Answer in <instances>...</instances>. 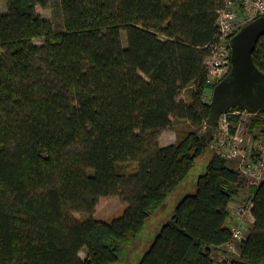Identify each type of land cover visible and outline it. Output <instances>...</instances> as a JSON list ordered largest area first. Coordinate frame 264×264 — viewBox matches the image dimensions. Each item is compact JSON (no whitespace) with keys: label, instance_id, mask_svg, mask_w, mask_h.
<instances>
[{"label":"trees","instance_id":"1","mask_svg":"<svg viewBox=\"0 0 264 264\" xmlns=\"http://www.w3.org/2000/svg\"><path fill=\"white\" fill-rule=\"evenodd\" d=\"M4 1L0 264H126L148 220L206 156L196 192L161 222L137 264H264V182L251 189L255 223L238 252L216 257L227 253L245 183L202 139L214 89L206 60L224 0H59L61 32L39 12L51 0ZM254 61L264 73V37ZM189 88L192 99L178 101ZM173 119L189 126L162 147ZM263 128L264 110L249 129ZM251 152L258 162L262 151ZM112 196L124 200L122 213L94 219Z\"/></svg>","mask_w":264,"mask_h":264},{"label":"built area","instance_id":"2","mask_svg":"<svg viewBox=\"0 0 264 264\" xmlns=\"http://www.w3.org/2000/svg\"><path fill=\"white\" fill-rule=\"evenodd\" d=\"M224 8L219 12L217 26L219 37L211 45V55L206 60L209 71V83L215 88L232 70L231 40L244 27L260 17H264V0H224ZM209 92L214 91L208 90ZM247 112L232 109L221 116L211 150L226 158L236 161V170L249 180L250 186L258 187L264 182V150L258 162L252 159V152L246 148L244 116ZM251 116V114H249ZM232 116H238L239 122L235 125V132L231 128ZM252 200L233 206L232 225L230 231L231 241L226 245L227 253L219 255L220 262L227 261L230 254L238 252V245L246 239V220L251 215Z\"/></svg>","mask_w":264,"mask_h":264},{"label":"rangeland","instance_id":"3","mask_svg":"<svg viewBox=\"0 0 264 264\" xmlns=\"http://www.w3.org/2000/svg\"><path fill=\"white\" fill-rule=\"evenodd\" d=\"M58 1L59 0H51L50 8L49 9H39L40 14L45 20H48L52 22L55 26V30L57 32H61L64 29V22H63V17L61 15V12L58 7ZM0 11L2 13H7L8 11V3L4 0H0ZM124 40V46L127 47V37L126 35L123 36ZM34 43L38 46H43L44 41L41 39H36ZM0 53L2 51L0 50ZM194 89L189 88L186 90H183L180 93V96L178 98V101H190L192 99ZM212 96H213V91L206 92V95L204 97V101L208 104H211L212 102ZM250 113L247 112V115H245L244 118V123H245V134H243L244 138L246 139V148L250 151L252 149L257 148L260 151L264 150V128L263 129H258L254 133L250 131V122H251V116L249 115ZM189 126V123L185 120L182 119H173V124L170 128L167 130L163 131L160 138H159V143L160 139L163 138H169L172 136L173 142L176 143L178 140L177 132L178 131H183L186 130ZM207 128L205 127V130ZM255 136L258 137V140H255ZM168 141H164V144H167ZM160 146H162L160 144ZM234 168L237 165L236 161L230 162ZM208 165V157H202L190 173L189 177L185 180V182L179 186V188L172 193L168 200L166 201L164 207L162 210L154 215L151 219L148 220L146 223V226L143 230L142 238L141 241L138 243L137 248L135 249V252L133 253V258L131 261H128L126 264H137V261L143 256L145 251L149 248V245L152 243V241L155 238L156 233L160 229V224L162 221H165L167 218H169L174 210L179 201L189 195L193 194L196 192L197 189V184L199 182V177L203 175L206 172ZM244 191H242L243 197L237 200L233 206L239 205L242 202H249L250 200V194H251V187L249 185V180L244 179ZM125 203L124 200L120 196H112L107 199L102 200L100 203L99 207L97 208L95 214H94V219L98 221H103V222H110L113 219H115L118 215H120L124 209ZM233 207H231V210ZM79 217V215H77ZM249 218L250 216L247 217L246 224H245V231L246 235L248 234V228H249ZM232 221L228 222V225H232ZM217 259H219V256H216ZM80 258L85 259L86 258V252L82 251L80 253Z\"/></svg>","mask_w":264,"mask_h":264},{"label":"water","instance_id":"4","mask_svg":"<svg viewBox=\"0 0 264 264\" xmlns=\"http://www.w3.org/2000/svg\"><path fill=\"white\" fill-rule=\"evenodd\" d=\"M264 37V17L244 27L231 40L232 70L213 91L208 127L202 139L209 145L222 115L242 108L251 115L264 110V73L254 61L259 41Z\"/></svg>","mask_w":264,"mask_h":264},{"label":"crops","instance_id":"5","mask_svg":"<svg viewBox=\"0 0 264 264\" xmlns=\"http://www.w3.org/2000/svg\"><path fill=\"white\" fill-rule=\"evenodd\" d=\"M168 141L167 142V144H164V141ZM160 144L162 145V147H168V146H171V145H174V144H176V143H174L173 142V138H172V136H170L169 138H161L160 139ZM229 162H232V161H229ZM230 165L234 168V166L230 163ZM236 168V167H235ZM252 187H256V186H252ZM251 187V188H252ZM243 191H244V189H243ZM243 197V195L241 194V196L238 198V199H236L235 200V202L237 201V200H239L240 198H242ZM252 198H253V194H250V199L252 200ZM252 209H253V201H252V208H251V215H250V218H249V228H248V232L250 233V229L253 227V225H254V223H255V220H254V218H253V216H252Z\"/></svg>","mask_w":264,"mask_h":264}]
</instances>
